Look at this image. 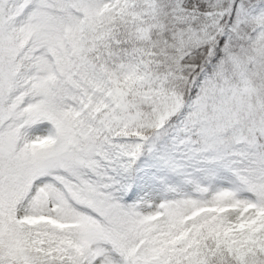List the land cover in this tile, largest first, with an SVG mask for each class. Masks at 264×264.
Here are the masks:
<instances>
[{"label": "snow or ice", "instance_id": "6c2138e0", "mask_svg": "<svg viewBox=\"0 0 264 264\" xmlns=\"http://www.w3.org/2000/svg\"><path fill=\"white\" fill-rule=\"evenodd\" d=\"M0 264H264V0H0Z\"/></svg>", "mask_w": 264, "mask_h": 264}]
</instances>
